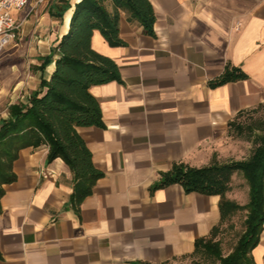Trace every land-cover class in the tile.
<instances>
[{
    "label": "crops",
    "instance_id": "1",
    "mask_svg": "<svg viewBox=\"0 0 264 264\" xmlns=\"http://www.w3.org/2000/svg\"><path fill=\"white\" fill-rule=\"evenodd\" d=\"M78 2L29 0L14 12L22 25L0 54V93L18 100L0 119L50 79L55 63L42 70V58L67 34ZM150 2L155 36L124 11L122 45L98 30L92 36L121 77L90 88L103 125L78 127L104 176L78 205L70 167L48 162L46 144L22 149L17 180L1 199L0 264H213L195 253V241L221 224L220 196L186 193L178 183L152 187L174 163L232 161V124L264 105V0ZM227 67L246 78L213 86ZM252 255L264 264V222Z\"/></svg>",
    "mask_w": 264,
    "mask_h": 264
},
{
    "label": "trees",
    "instance_id": "2",
    "mask_svg": "<svg viewBox=\"0 0 264 264\" xmlns=\"http://www.w3.org/2000/svg\"><path fill=\"white\" fill-rule=\"evenodd\" d=\"M122 11L129 20L139 21L145 33L155 36L156 14L150 0H80L75 4L67 34L52 47L50 55L42 58V70L55 63L50 79L43 76L40 87L30 94L28 101L10 104L8 117L0 119V210L4 185L17 180L14 162L24 148L46 144L48 162L61 158L70 167L74 175L72 199L78 205L104 176L94 166L92 153L78 127L103 125L100 104L90 88L121 81L118 64L92 47V36L98 30L111 46L122 45ZM242 78H246L244 73L236 74L227 67L212 85ZM235 173H241L248 184L247 204L228 197ZM175 183L186 193L220 196L221 224L212 229L209 237L195 241V253L211 257L218 264H255L252 251L260 240L264 222V134L258 136L252 154L243 160L220 163L214 159L204 167L174 163L168 172L161 173L152 191ZM244 210L245 229L230 253L223 256L220 240L216 239L220 226ZM191 264L201 262L194 260Z\"/></svg>",
    "mask_w": 264,
    "mask_h": 264
},
{
    "label": "rangeland",
    "instance_id": "3",
    "mask_svg": "<svg viewBox=\"0 0 264 264\" xmlns=\"http://www.w3.org/2000/svg\"><path fill=\"white\" fill-rule=\"evenodd\" d=\"M1 92V88H0ZM13 92V91H12ZM0 93V116L6 109L8 102L13 98L17 99V94L13 97V93ZM7 94V95H6ZM15 94V93H14ZM5 95V98H4ZM264 134V105L250 111L246 116L232 128V142L230 149L232 160H243L248 158L254 148L256 147V140L258 136ZM233 189L230 194V198L240 204H247L249 201L248 184L244 180L241 173H238L235 180H232ZM247 211H239L229 221L220 226V233L217 236V240H220L222 252L224 254L229 253L236 245L240 235L245 229L244 221L246 219ZM213 260V264L215 263ZM204 264H212L204 262Z\"/></svg>",
    "mask_w": 264,
    "mask_h": 264
},
{
    "label": "built area",
    "instance_id": "4",
    "mask_svg": "<svg viewBox=\"0 0 264 264\" xmlns=\"http://www.w3.org/2000/svg\"><path fill=\"white\" fill-rule=\"evenodd\" d=\"M28 3L29 0H0V54L17 41L22 22L14 12L24 9Z\"/></svg>",
    "mask_w": 264,
    "mask_h": 264
},
{
    "label": "bare ground",
    "instance_id": "5",
    "mask_svg": "<svg viewBox=\"0 0 264 264\" xmlns=\"http://www.w3.org/2000/svg\"><path fill=\"white\" fill-rule=\"evenodd\" d=\"M80 1V0H79ZM70 19H71V17H70V13L67 15V24L70 22ZM52 68V67H51Z\"/></svg>",
    "mask_w": 264,
    "mask_h": 264
}]
</instances>
